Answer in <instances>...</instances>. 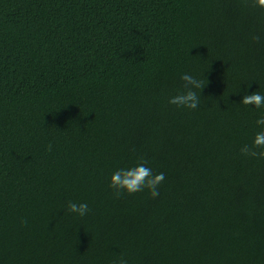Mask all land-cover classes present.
Segmentation results:
<instances>
[{
  "label": "trees",
  "instance_id": "1",
  "mask_svg": "<svg viewBox=\"0 0 264 264\" xmlns=\"http://www.w3.org/2000/svg\"><path fill=\"white\" fill-rule=\"evenodd\" d=\"M184 73L196 109L169 103ZM253 92L254 0H0V264H264ZM142 161L159 196L117 197Z\"/></svg>",
  "mask_w": 264,
  "mask_h": 264
},
{
  "label": "clouds",
  "instance_id": "2",
  "mask_svg": "<svg viewBox=\"0 0 264 264\" xmlns=\"http://www.w3.org/2000/svg\"><path fill=\"white\" fill-rule=\"evenodd\" d=\"M254 6L264 8V0H254ZM253 39L258 40L259 37H253ZM180 79L183 81L185 91L172 96L169 103L178 107L196 109L200 104V97L194 89H199L201 92L206 83L188 73L182 74ZM240 103L254 105L257 108L264 107V95L259 92L245 94ZM256 124L261 126V130L255 134L253 146L244 145L240 151L244 155L264 158V115L256 120ZM254 148L262 150L257 152ZM48 150H51V144H49ZM146 164L147 161H142L136 166L118 169L112 173L109 186L116 190L115 195L117 197L122 194L121 190L131 194L143 191L145 188L150 191L152 198L159 196V185L164 181L165 176L163 173L154 174L150 167L145 166ZM67 209L69 212L77 213L80 216L86 215L89 211L86 203L77 204L71 201L68 202ZM115 264H127V260L121 257Z\"/></svg>",
  "mask_w": 264,
  "mask_h": 264
}]
</instances>
